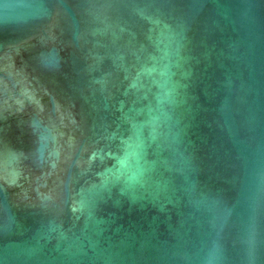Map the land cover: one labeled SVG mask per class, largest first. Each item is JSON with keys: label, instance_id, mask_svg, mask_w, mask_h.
<instances>
[{"label": "water", "instance_id": "95a60500", "mask_svg": "<svg viewBox=\"0 0 264 264\" xmlns=\"http://www.w3.org/2000/svg\"><path fill=\"white\" fill-rule=\"evenodd\" d=\"M0 264H264V0H0Z\"/></svg>", "mask_w": 264, "mask_h": 264}]
</instances>
